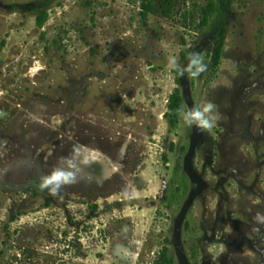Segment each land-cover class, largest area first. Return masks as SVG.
Listing matches in <instances>:
<instances>
[{"label":"rangeland","instance_id":"rangeland-1","mask_svg":"<svg viewBox=\"0 0 264 264\" xmlns=\"http://www.w3.org/2000/svg\"><path fill=\"white\" fill-rule=\"evenodd\" d=\"M229 1L0 0V264H264V0Z\"/></svg>","mask_w":264,"mask_h":264},{"label":"clouds","instance_id":"clouds-1","mask_svg":"<svg viewBox=\"0 0 264 264\" xmlns=\"http://www.w3.org/2000/svg\"><path fill=\"white\" fill-rule=\"evenodd\" d=\"M170 69L180 72L181 75L187 74L190 78H197L207 70V64L203 57L196 52L190 53L188 64L183 68L178 66L177 58L170 57L168 61ZM215 104L211 101L205 102L203 105H193L187 112L182 108H177L178 117L188 127L195 126L200 132H211L216 117L214 115ZM66 174L60 169H54L53 172L44 178L39 184L40 189H50L51 193L55 195L60 187L68 183Z\"/></svg>","mask_w":264,"mask_h":264},{"label":"trees","instance_id":"trees-1","mask_svg":"<svg viewBox=\"0 0 264 264\" xmlns=\"http://www.w3.org/2000/svg\"><path fill=\"white\" fill-rule=\"evenodd\" d=\"M223 2L229 4L230 1L229 0H223ZM215 10V6L214 4H210L209 8L206 9L205 13H206V20L208 21L209 16L214 12ZM48 18V13L47 12H42L41 14L38 15L37 17V22L39 25H44L47 21ZM224 33V31H223ZM222 36H224V34H222ZM220 38V41L217 45V47L215 48L214 54H213V70L214 72L219 69L220 64H221V60L223 57V53H224V42H223V38ZM183 60H186V56L185 53H183ZM178 74V78L180 77V72L177 71ZM183 105H184V99H183V95H182V91L180 88H176L170 103H169V112L166 114V117L169 119L170 125H171V129L175 128L178 126L179 120L180 118L177 115V108H182L183 109ZM164 260L166 261V264H175L174 258H171L168 256L167 253L164 254Z\"/></svg>","mask_w":264,"mask_h":264},{"label":"flooded vegetation","instance_id":"flooded-vegetation-1","mask_svg":"<svg viewBox=\"0 0 264 264\" xmlns=\"http://www.w3.org/2000/svg\"><path fill=\"white\" fill-rule=\"evenodd\" d=\"M44 173H45V172H44ZM46 176H49V175H47V174H43V176H41L39 182L36 181L35 187L32 188V193H33V194H39V195H41V194H44V193H45L46 189H43V190L40 189V188H39V184L42 182V177L44 178V177H46Z\"/></svg>","mask_w":264,"mask_h":264}]
</instances>
